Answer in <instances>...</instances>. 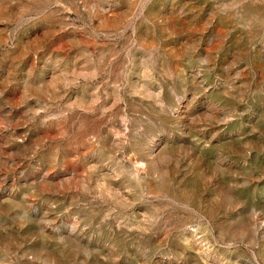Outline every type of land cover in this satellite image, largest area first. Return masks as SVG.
Wrapping results in <instances>:
<instances>
[{"label": "rangeland", "instance_id": "obj_1", "mask_svg": "<svg viewBox=\"0 0 264 264\" xmlns=\"http://www.w3.org/2000/svg\"><path fill=\"white\" fill-rule=\"evenodd\" d=\"M0 264H264V0H0Z\"/></svg>", "mask_w": 264, "mask_h": 264}]
</instances>
